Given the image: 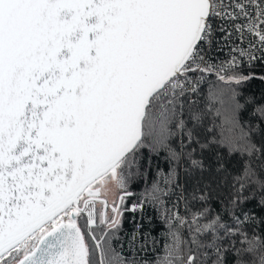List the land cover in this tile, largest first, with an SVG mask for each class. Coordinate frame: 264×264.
I'll return each instance as SVG.
<instances>
[{
  "label": "snow or ice",
  "instance_id": "1",
  "mask_svg": "<svg viewBox=\"0 0 264 264\" xmlns=\"http://www.w3.org/2000/svg\"><path fill=\"white\" fill-rule=\"evenodd\" d=\"M0 264H264V0H0Z\"/></svg>",
  "mask_w": 264,
  "mask_h": 264
}]
</instances>
